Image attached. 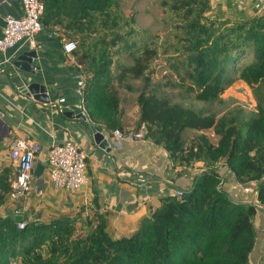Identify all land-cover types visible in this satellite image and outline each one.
<instances>
[{"label": "trees", "instance_id": "obj_1", "mask_svg": "<svg viewBox=\"0 0 264 264\" xmlns=\"http://www.w3.org/2000/svg\"><path fill=\"white\" fill-rule=\"evenodd\" d=\"M157 1L164 30L139 27L123 0H41L39 23L57 41L75 43L87 124L108 135L142 131L166 151L171 168L200 162L190 187L160 197L119 237L95 198L47 218L15 205L0 212V264H249L256 207L230 199L220 169L242 187L254 183L264 205V10ZM237 83L250 90L253 110L226 105L210 112L181 101L222 103L220 95ZM13 172H0V208L11 196Z\"/></svg>", "mask_w": 264, "mask_h": 264}, {"label": "crops", "instance_id": "obj_2", "mask_svg": "<svg viewBox=\"0 0 264 264\" xmlns=\"http://www.w3.org/2000/svg\"><path fill=\"white\" fill-rule=\"evenodd\" d=\"M259 1V0H258ZM257 0H213L212 6L223 10L238 8L251 14L264 10L256 9ZM6 14L22 15L20 0H0V35ZM41 30L34 45H23L15 49L0 51V172L5 168L17 172V166L9 153L17 140L35 142L34 170L42 165L39 178L33 175L32 191L25 197L12 198L0 208L10 212L15 205L21 210L39 211L44 218L55 214H72L78 206L95 198L100 205L109 231L116 237L134 230L139 218L154 207L158 199L187 190L201 163L194 168L180 171L171 168L166 151L144 139L127 140L114 134L108 135L101 128L89 126L86 120L75 117L85 114L80 104L82 86V60L62 50L64 39L57 41L50 33L46 38ZM35 50L37 66L33 75L15 68V58L27 51ZM36 82L43 85L48 102L43 103L20 91L22 85ZM72 112L73 116L67 114ZM104 135L107 147L95 144L91 128ZM64 141L76 143L86 155L88 182L78 190L57 187L48 175L47 157L54 144ZM223 187L233 202L254 205L252 218L256 242L249 257V264H264V205H258L251 183L248 192L239 185L226 168L220 169Z\"/></svg>", "mask_w": 264, "mask_h": 264}, {"label": "built area", "instance_id": "obj_3", "mask_svg": "<svg viewBox=\"0 0 264 264\" xmlns=\"http://www.w3.org/2000/svg\"><path fill=\"white\" fill-rule=\"evenodd\" d=\"M22 15L19 17L6 14L3 18V28L0 35V51L15 49L19 46L34 45L35 36L42 30L39 17L43 10L41 0H20ZM236 2V0H233ZM264 0H257L255 8L261 9ZM76 46L73 41H65L62 50L70 55ZM119 138L135 140L142 138V131L137 134L121 135L118 131L113 133ZM38 149L35 142L17 140L11 148L9 156L17 166L16 177L11 184V197H25L32 191L31 181L33 179L34 152ZM48 175L53 184L57 187L78 190L88 182L86 175V155L76 143L64 141L54 144L49 149ZM244 187V192H248ZM179 195L180 192H176ZM22 228V224L18 225Z\"/></svg>", "mask_w": 264, "mask_h": 264}, {"label": "rangeland", "instance_id": "obj_4", "mask_svg": "<svg viewBox=\"0 0 264 264\" xmlns=\"http://www.w3.org/2000/svg\"><path fill=\"white\" fill-rule=\"evenodd\" d=\"M123 8L128 12L134 15L136 23L139 27L150 29V30H164L166 24L163 21V12L157 0H123ZM214 9H218L224 12H229L221 8V6H215ZM220 99L222 103H195L189 100L184 101L185 104L194 108L202 109L210 112H219L224 110V108L233 105H239L248 110H253L254 100L250 90L242 84H234L233 86L227 88L221 95ZM131 105L132 102L129 100L125 104L126 110V122L130 123L131 119ZM209 136L210 140L214 142L216 137L212 134L211 131H205Z\"/></svg>", "mask_w": 264, "mask_h": 264}, {"label": "water", "instance_id": "obj_5", "mask_svg": "<svg viewBox=\"0 0 264 264\" xmlns=\"http://www.w3.org/2000/svg\"><path fill=\"white\" fill-rule=\"evenodd\" d=\"M43 33L46 36V38L50 39L49 32L44 31ZM36 57L37 55L35 50L23 52L15 58V60L13 61V65L15 66V68H18L23 73L28 75H33L35 73V70L37 69V66L33 64V59H35ZM20 91L27 96H32L34 99H37L40 102L43 103L48 102V97L46 95L47 92L46 88L43 85H40L36 82H30L27 85H22L20 87ZM67 115L73 116L74 114L70 112ZM75 117L81 120L87 119V115L83 113H79L75 115ZM91 131L95 144H97L101 149H105L107 147V142L104 139V135L93 127L91 128ZM42 170H43V166L37 165L33 175L36 178H39L42 173Z\"/></svg>", "mask_w": 264, "mask_h": 264}]
</instances>
